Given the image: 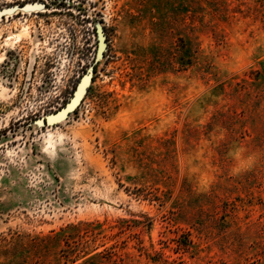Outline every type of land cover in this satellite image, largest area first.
<instances>
[{
  "label": "rangeland",
  "instance_id": "obj_1",
  "mask_svg": "<svg viewBox=\"0 0 264 264\" xmlns=\"http://www.w3.org/2000/svg\"><path fill=\"white\" fill-rule=\"evenodd\" d=\"M0 264H264V0H0Z\"/></svg>",
  "mask_w": 264,
  "mask_h": 264
},
{
  "label": "water",
  "instance_id": "obj_2",
  "mask_svg": "<svg viewBox=\"0 0 264 264\" xmlns=\"http://www.w3.org/2000/svg\"><path fill=\"white\" fill-rule=\"evenodd\" d=\"M98 32H99V52L102 53V51L105 48V41H104L103 33L100 30H98ZM89 82H90V75H89V72H86L82 76L81 80L78 82L76 89H75L73 95L71 96V98L69 99V101L63 107V109L57 114V117H58V115L66 114L68 111L73 109L76 105H78L82 96L84 95V93L87 90V86L89 85ZM53 118H54V116L46 117L42 120V122L43 123H50V122H52Z\"/></svg>",
  "mask_w": 264,
  "mask_h": 264
}]
</instances>
